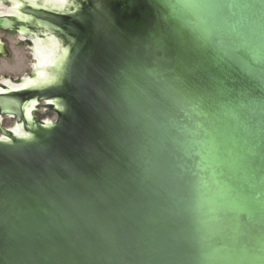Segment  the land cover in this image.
Returning a JSON list of instances; mask_svg holds the SVG:
<instances>
[{
	"label": "water",
	"instance_id": "1",
	"mask_svg": "<svg viewBox=\"0 0 264 264\" xmlns=\"http://www.w3.org/2000/svg\"><path fill=\"white\" fill-rule=\"evenodd\" d=\"M208 3L177 78L107 53L70 139L0 150V264H264V0Z\"/></svg>",
	"mask_w": 264,
	"mask_h": 264
},
{
	"label": "rangeland",
	"instance_id": "2",
	"mask_svg": "<svg viewBox=\"0 0 264 264\" xmlns=\"http://www.w3.org/2000/svg\"><path fill=\"white\" fill-rule=\"evenodd\" d=\"M24 1L18 0L20 3ZM27 1L34 5L38 3V0ZM42 2L45 7L60 11L65 10L68 4V0L59 2L42 0ZM98 4V17L100 19L97 20L95 48L90 44L89 30L94 27L90 15V20L87 22L83 20L82 24L76 20L74 21L73 16L71 18L73 21L69 20L70 18L64 20V23L81 27L84 33L82 40L86 42V45L78 53L80 58L76 59V62L80 64L79 69L70 80L66 79V83H62V87L59 88L61 89L60 96H64L68 102L63 111L54 110L51 113L50 118L56 122L55 125L46 130L40 129L39 137L35 140L32 138L17 140L14 144H0V150L2 151L14 150L13 152L19 153V159L17 160L19 163L35 164L39 160H44V157L46 160V157L52 154L51 149L54 145L64 143L65 140L70 139L73 135L71 133L74 130L73 133H75L81 126L78 114L83 105V95H86L85 80L87 78L81 72H85L87 65L89 67L92 64L93 66L97 65L104 55L115 53V50H117L121 51L119 55L124 60L130 57L135 62L145 61L148 64L159 65L174 78H177V61H179L177 57L187 59L186 48L179 41L181 39L185 41L184 38H187L183 37V34L175 28L176 26L167 19L161 0H98ZM87 7H91V5H87ZM20 15L25 20L29 19L28 16L22 13ZM55 34L59 36L58 32H55ZM41 41L40 51H46L51 60H47L48 62L41 66V72L38 75L27 80V85L23 89L53 83L65 68L68 48L63 47L52 34ZM186 43L189 44L188 40ZM36 47L34 45V55L37 51ZM85 48L88 49L86 55L83 53ZM16 61L12 59L10 62ZM81 67L83 71H81ZM55 103L57 106H61L59 101L55 100ZM13 130L19 137L25 135L20 125L14 127Z\"/></svg>",
	"mask_w": 264,
	"mask_h": 264
},
{
	"label": "flooded vegetation",
	"instance_id": "3",
	"mask_svg": "<svg viewBox=\"0 0 264 264\" xmlns=\"http://www.w3.org/2000/svg\"><path fill=\"white\" fill-rule=\"evenodd\" d=\"M98 11V0H68L63 11L43 6L42 0H38L35 5L27 0L21 3L18 0H0V19L8 20L0 26V144H14L17 140L32 138L35 140L39 137L40 129L46 130L55 125L56 122L50 118L51 113L54 110L63 111L68 102L64 96H60L59 88L79 69L80 64L76 59L80 58L78 53L86 45L82 40L84 33L81 27L64 23V20H71L73 16L74 21L82 24L83 20H90V15L92 25L94 23V27L89 30L90 44L95 48ZM21 13L29 19H23ZM51 34L69 50L63 72L51 84L23 89L27 80L38 75L41 66L51 60L46 51H40L41 40ZM34 45L37 46L35 55ZM83 53L86 55L88 49L85 48ZM12 59L17 61L11 63ZM86 67L85 72H81L84 77L90 75L91 67ZM55 100L61 103L60 107ZM17 125L24 130L23 137L14 132L13 128Z\"/></svg>",
	"mask_w": 264,
	"mask_h": 264
},
{
	"label": "bare ground",
	"instance_id": "4",
	"mask_svg": "<svg viewBox=\"0 0 264 264\" xmlns=\"http://www.w3.org/2000/svg\"><path fill=\"white\" fill-rule=\"evenodd\" d=\"M174 5H171L172 2L168 0H161L164 10L167 15V19L172 22L176 27L179 26V16L181 14H186V18L195 22L197 27H200L204 31L209 30L208 27V15L211 14V11L208 8L209 0H172ZM171 5V6H170ZM177 5V7H176ZM173 6V7H172ZM12 101H8L11 103Z\"/></svg>",
	"mask_w": 264,
	"mask_h": 264
}]
</instances>
